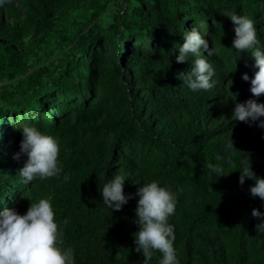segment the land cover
Here are the masks:
<instances>
[{"label":"trees","instance_id":"obj_1","mask_svg":"<svg viewBox=\"0 0 264 264\" xmlns=\"http://www.w3.org/2000/svg\"><path fill=\"white\" fill-rule=\"evenodd\" d=\"M233 12L255 23L264 53V0H12L0 7V211L24 215L51 197L75 264H143L135 251L138 189L155 180L177 196L174 248L180 264H264V233L253 209L254 179L239 184L242 161L264 179V117L233 120L252 96L250 51L232 48ZM208 41L215 75L208 91L177 78L185 31ZM249 76V82L241 79ZM60 146L58 177L25 183L22 128ZM232 141L233 149L227 147ZM222 169L217 173L207 167ZM235 164V167H232ZM125 178L121 211L103 204V185ZM67 219L65 226L61 221ZM153 253L148 264H159Z\"/></svg>","mask_w":264,"mask_h":264},{"label":"clouds","instance_id":"obj_2","mask_svg":"<svg viewBox=\"0 0 264 264\" xmlns=\"http://www.w3.org/2000/svg\"><path fill=\"white\" fill-rule=\"evenodd\" d=\"M12 0H0V7L10 4ZM234 26L235 38L232 48L242 52L250 51L254 58L253 67L258 69L250 80V92L254 97L264 95V53L257 38L255 23L247 16H240L233 12H225ZM183 44L179 47L176 63H187L189 54L194 58L190 71L181 72L177 78L182 80L193 91H208L214 87L213 76L215 70L208 59L202 55V50L212 55L208 41L200 34L197 28L185 31ZM241 79L249 82V76L243 74ZM264 117V104L249 99L237 103L233 112V120L248 123L256 122ZM264 128V121L258 124ZM22 140L19 152L13 159L20 161L22 156L27 157L19 175L25 183L36 178L46 180L58 177L62 172L59 165L60 146L56 139L43 134L35 126L25 125L22 128ZM228 148L233 149L229 140ZM239 184L243 185L245 178L254 179L255 185L249 191L252 197H259L264 201V179L255 177L248 160L242 161ZM232 164V167H235ZM207 167L217 173L222 169L211 164ZM125 178L115 175L102 188L103 204L111 211H121L130 197L125 196L123 185ZM139 196L135 209L136 221L139 230L134 234L135 251L143 256V264H148L154 252L162 254L159 264H180L174 248V225L170 224L169 217L175 213L177 196L167 187L160 186L153 180L144 184L136 193ZM252 217L261 221L255 226V231L264 233V213L253 209ZM67 219L61 224L67 225ZM64 233L60 224L56 222L55 212L51 204V197L39 199L31 203L26 214L20 215L14 208H4L0 211V264H75L74 249L64 246Z\"/></svg>","mask_w":264,"mask_h":264}]
</instances>
